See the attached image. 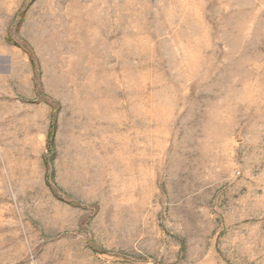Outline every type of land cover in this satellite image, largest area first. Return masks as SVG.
Masks as SVG:
<instances>
[{"label": "rangeland", "instance_id": "1", "mask_svg": "<svg viewBox=\"0 0 264 264\" xmlns=\"http://www.w3.org/2000/svg\"><path fill=\"white\" fill-rule=\"evenodd\" d=\"M0 264H264V0H0Z\"/></svg>", "mask_w": 264, "mask_h": 264}]
</instances>
